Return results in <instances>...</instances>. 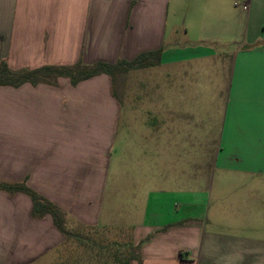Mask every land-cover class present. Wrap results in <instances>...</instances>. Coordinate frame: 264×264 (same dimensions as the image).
Segmentation results:
<instances>
[{"label":"crops","instance_id":"0c3cea01","mask_svg":"<svg viewBox=\"0 0 264 264\" xmlns=\"http://www.w3.org/2000/svg\"><path fill=\"white\" fill-rule=\"evenodd\" d=\"M171 4L201 29L196 38L187 27L184 38L207 47L177 37L170 47ZM157 50L161 63L145 70L163 79L146 87L144 115L132 111L126 124L106 74L0 87V184L24 185L55 205L66 231L37 213L29 194L0 188V264H64L70 237L122 226L141 257L129 264H264V196L241 233L228 223L231 199L211 205L170 176L171 132L200 122L183 103L186 64L210 58L224 78L213 168L263 182L264 0H0V64L13 71L115 64Z\"/></svg>","mask_w":264,"mask_h":264},{"label":"rangeland","instance_id":"374dc122","mask_svg":"<svg viewBox=\"0 0 264 264\" xmlns=\"http://www.w3.org/2000/svg\"><path fill=\"white\" fill-rule=\"evenodd\" d=\"M236 2L239 4L238 1ZM172 6L173 4L169 8V28L167 31V35H169L167 42L171 44L170 47H175L172 43L176 37L180 41L185 39L186 43L188 40L194 41L197 47H207L200 43L199 39L195 40L187 36L184 38L187 27H189L191 36L196 38H201V29L191 26V21H196V19H193L190 11L183 9L175 12ZM240 31V35L243 36L244 30L241 29ZM233 42L228 41L224 45L235 47L236 44ZM208 48L210 47L208 46ZM214 65L210 58L186 64L191 71L190 79H187L191 85L189 90L192 89L196 92L191 93L190 98V91L187 88V96L185 93L186 99L183 103L187 113L196 112V116H200V122L195 123L187 119V123L181 124L183 129L180 132H171L170 176L171 180L178 182L181 188L196 192L201 190L200 196L203 199L208 196L211 197V205L214 199L221 196L231 199L232 203L228 204L227 209V213L231 217V221L228 223H235L233 227L242 233L244 222L256 206L252 202H255L256 198L264 196V179L257 188L253 182L259 179L239 172L213 168L215 156L220 146L223 115L221 111L222 95L217 94L216 89L224 82V78L220 74H216ZM153 71L155 72L139 69L127 73L118 72L109 76L123 102L122 123L125 122L126 124L124 117L129 118L132 111L144 115L146 87L150 83H160L163 79L161 71ZM178 80L179 78L175 76V81ZM181 98L182 95L179 94L178 100ZM136 101L138 104L135 103ZM131 102L134 103L133 106ZM128 134L130 137L133 133L129 132ZM194 181L200 182V184L198 185ZM125 213L127 211L121 213L123 218L126 217ZM249 221L256 224V218H250ZM262 221L264 224V220ZM119 228L116 230L114 227L108 230L84 229L85 231L83 230L80 238L83 240H77L76 236L70 237L68 239V251L64 252L63 255L64 257L71 255V257L68 256L64 264H115L113 263L115 254L126 255L128 253L126 247L128 245L126 244L130 238V236L125 235L124 231L126 230L123 229V226Z\"/></svg>","mask_w":264,"mask_h":264},{"label":"trees","instance_id":"16d2710c","mask_svg":"<svg viewBox=\"0 0 264 264\" xmlns=\"http://www.w3.org/2000/svg\"><path fill=\"white\" fill-rule=\"evenodd\" d=\"M162 50L150 51L141 53L132 61H119L115 64L97 63L93 66H86L78 63L69 67H43L36 70H21L13 71L6 62L0 64V87L13 86L18 87L25 83L38 84L41 82H48L50 79H58L60 77H67L73 84L90 79L102 74L114 75V73L130 72L133 70L145 69L158 66L161 63ZM0 188L10 192H24L31 196L34 202V209L40 214H51L55 220L56 225L63 232V219L61 212L55 205L39 197L32 190L24 185L7 186L0 184ZM126 255H114L113 263L115 264H129L133 260L141 261L139 248L129 249Z\"/></svg>","mask_w":264,"mask_h":264}]
</instances>
